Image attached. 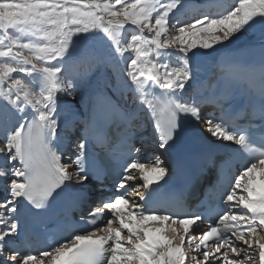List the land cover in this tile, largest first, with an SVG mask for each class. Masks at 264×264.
Here are the masks:
<instances>
[{
	"label": "snow or ice",
	"instance_id": "obj_1",
	"mask_svg": "<svg viewBox=\"0 0 264 264\" xmlns=\"http://www.w3.org/2000/svg\"><path fill=\"white\" fill-rule=\"evenodd\" d=\"M188 7L187 0H0V264H186L185 243L193 264H264V0H234L223 13L181 22ZM249 32L258 60L221 64L212 88H228L237 73H247L259 77L258 86L248 81L254 91L198 95L200 65ZM168 49L179 53L177 64ZM98 67L113 70L103 87L93 73ZM60 93L79 95L86 108L75 153L67 154L79 187L66 183L72 175L59 147ZM127 93L136 107L120 102ZM229 96H240L242 106L222 104ZM202 104L220 116L202 115ZM140 112L152 117L157 147L172 166L159 157L154 164L133 158L140 148L131 143L132 121ZM241 118L247 123L238 124ZM188 128L204 140L197 146L202 167L211 163L222 175L234 160L244 161L220 194L225 208L212 209L201 232L205 215L173 211V198L161 191L174 170L191 177L192 146L181 135ZM217 150L226 157L220 164L211 159ZM132 170L142 181L135 185L139 201L126 198ZM102 177L114 191L91 208L86 186ZM57 198L63 206L54 209ZM77 209L79 220L70 215ZM21 220L52 222L57 234H67L38 250L17 247L21 235L31 238Z\"/></svg>",
	"mask_w": 264,
	"mask_h": 264
},
{
	"label": "bare ground",
	"instance_id": "obj_2",
	"mask_svg": "<svg viewBox=\"0 0 264 264\" xmlns=\"http://www.w3.org/2000/svg\"><path fill=\"white\" fill-rule=\"evenodd\" d=\"M187 1L191 2V0H187ZM202 1H204V0H199V2L196 3V0H192V2H194L195 4L202 5V8L200 6H197L198 9H199V7L201 9H199V11L196 10L197 12L193 11L194 13H192V15H194V14L199 15V14H218V13H223L226 9L231 7L233 5V3H234V0H206V2H202ZM194 3H192L193 6H194ZM191 7H192V5H191ZM209 7H212V8H209ZM193 8L195 9V7H193ZM207 8H209L210 11H206ZM190 10H191V8H190ZM192 15H189V16L191 17ZM194 17L195 16H192V18H194ZM192 18H190V19H192ZM187 19H189V18H187ZM128 27L131 28L132 26L129 25ZM130 35H131V33H129L128 39H130ZM172 35H175L174 31H170L169 32V36H172ZM252 42H253V36H252L251 32H249V33L241 36L239 40L234 41L233 44L231 46H229V49H226L223 52H233V51H236L237 49H240L242 47H249V45ZM167 51H172V52L174 51L176 53L175 56L179 55V53L177 52L176 49H168ZM223 52H221L220 55ZM130 54H132V53L127 52V55H130ZM218 57H217V59H218ZM217 59L216 60L209 59V60L204 61L200 65V67H199L200 69H198L202 73V76H200L201 75V73H200L199 77H198V74H197V77L201 81L199 91L202 92V90H205V92H202L203 93L202 95H204V96H206L208 94V92L210 91L211 87L209 86V83L211 82L212 76H213L214 71L216 69ZM173 61H174V59H173ZM103 68L100 67V70H102V69L103 70L100 71L99 74L96 73V75H95L96 76V81L99 82V85L101 87L104 86V84H105V82L107 81L108 78H106L105 75H104V77H101L100 74H103V72H105L108 68L112 69L110 67H103ZM197 73H199V71H197ZM111 75L113 76V72L111 73ZM156 90L159 91V89H156ZM58 96H59V104L62 107V109L64 111V114L68 115V120L71 122V124L76 123V121H78L79 119H81V117L84 116V114L86 113V108L81 103V101L79 99L76 100L75 98L68 97V96L64 95L63 93L58 94ZM119 99H120V102L122 104H125L127 108H131L132 106L136 107V104L138 103V101L136 103H133L132 94L131 93H127L126 94V98L124 96H121V97H119ZM65 101H71V103L73 105H75V107L70 110L68 108V106L66 105ZM145 112H147L146 109H145ZM145 112L138 113L139 117L140 118H144L145 116H143V114ZM157 117H159V110L158 109H157ZM77 118H79V119L77 120ZM181 119L183 120L184 117H182ZM149 121H152V117L150 115L147 117V122L146 123L148 124V126H147L146 131H145L146 133H152V130H154V128L152 126V123H150ZM193 123H195V122H193ZM73 127L75 128V126H73ZM190 129L191 128L185 129L181 134L183 136L199 137V136H197L198 135L197 133L194 134L193 132L190 131ZM61 134H62V137H61V143H60L59 147L61 149H63L65 143H68V147H70L71 143L68 142V136L70 134H69L68 130L67 131H61ZM71 135H74V134H71ZM72 138H73V136H72ZM73 140H77V139L74 138ZM73 144H75V142ZM65 149H68V148H65ZM71 166L73 168L72 170H74V166L73 165H71ZM71 166L69 164V169L71 168ZM75 179H76V177L74 179H72L71 181H74ZM71 181H68V182H71ZM129 200H132V199L129 198ZM133 200H135V199H133ZM234 211H236V212H246V210H243L242 208H240L238 206L234 209ZM257 264H258V262H257Z\"/></svg>",
	"mask_w": 264,
	"mask_h": 264
},
{
	"label": "rangeland",
	"instance_id": "obj_3",
	"mask_svg": "<svg viewBox=\"0 0 264 264\" xmlns=\"http://www.w3.org/2000/svg\"><path fill=\"white\" fill-rule=\"evenodd\" d=\"M199 2V0H196V3H198ZM201 2V1H200ZM202 2H206V0H204V1H202ZM187 3L190 5V7H188V8H186V9H184V10H182V12H181V14H180V19H181V22H185V21H187V20H189L190 18H192V16H197L196 14H194V15H192V13H194V12H197V11H199V9H201L202 8V5H200V4H195L194 2H192V0H191V2L190 1H187ZM192 3H194V6H193V4ZM191 5H192V7H191ZM197 6H200L199 7V9L197 8ZM193 7H195V9L193 8ZM190 8H191V10H190ZM197 8V9H196ZM209 8H212V7H209ZM209 8H207V10L206 11H210L209 10ZM188 9V10H187ZM206 9V8H205ZM197 10V11H196ZM192 11V12H191ZM194 11V12H193ZM214 11V10H213ZM220 11V10H219ZM189 15H192L191 17L189 16ZM187 18H189V19H187ZM185 19V20H184ZM11 31V30H10ZM102 35V34H101ZM145 35H149L148 33L146 34L145 33ZM168 52H172V51H168ZM172 53H174V55H173V57H171V62L173 63V64H177L178 63V61H177V59H175L176 58V53L173 51ZM125 55L126 56H129V55H127V53H125ZM130 55H132V54H130ZM173 59H174V61H173ZM103 68V67H102ZM104 69V68H103ZM102 69V70H103ZM200 69V68H199ZM102 70H100V67H98L97 69H94L93 70V73H94V75H96V73L97 74H99L100 73V71H102ZM197 71H199V73H196V75L198 74V77H199V75H200V70H197ZM113 72V70L112 69H107L105 72H103V74H100L101 75V77H104V75L106 76V78H109L110 76H112L111 75V73ZM13 75H17V74H13ZM200 76H202V73H201V75ZM98 84H99V82L98 81H96ZM191 93V89H189V94ZM75 99L77 100V99H79L80 100V97H79V95H77L76 97H75ZM135 106H132L131 108H134ZM60 108H61V112H60V116L58 117V119L59 120H65V122L64 123H66L67 124V122H69V120H67V117H68V115H66V114H64V111H63V109H62V107L60 106ZM130 108V109H131ZM146 118H144V120H143V126L145 127L146 125H147V123H146ZM62 124V123H61ZM63 125V124H62ZM65 127L67 128V126L65 125ZM198 129H199V132H203V134H204V136L205 135H207L208 136V134L206 133V132H204V126L203 125H198ZM65 131H67V130H65ZM190 131H193L194 133H197V131L196 130H194V129H191ZM198 134V133H197ZM63 162H64V160H63ZM65 163V162H64Z\"/></svg>",
	"mask_w": 264,
	"mask_h": 264
}]
</instances>
